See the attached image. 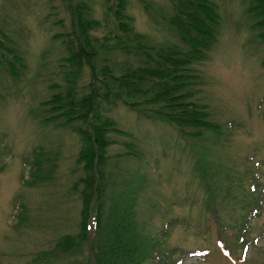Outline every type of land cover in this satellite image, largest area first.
<instances>
[{"label": "rangeland", "instance_id": "obj_1", "mask_svg": "<svg viewBox=\"0 0 264 264\" xmlns=\"http://www.w3.org/2000/svg\"><path fill=\"white\" fill-rule=\"evenodd\" d=\"M88 1L94 9L93 17L110 26L111 19L104 16V0ZM150 1L164 8L167 5L166 0ZM216 1L220 15L218 41L196 68L202 81L199 99L208 105L212 120L221 129L219 134L210 136L207 132L195 140L183 138L173 125L141 117L124 105L105 107L121 129L132 133L138 145L140 157L121 158L116 163L112 159L109 165L113 170L124 169L123 173H137L142 182V205L153 211L138 206V221L161 241L164 251L159 250V264H175L177 257L181 264H233L222 255L216 231L208 229L212 213L197 197L204 194L193 174L197 155L205 164L213 161L215 169L233 175L237 182L232 192L239 198L236 201L230 197L215 222L221 227V238L231 235L227 240L235 246L236 264H264V49L249 27L243 0ZM66 3L0 0V264H44L43 259L34 258L36 254L51 249L62 234L79 231L82 202L78 192L71 189L81 173L75 161L79 138L67 127L54 129L53 123L44 124L35 117L39 103L62 84L65 50L54 35L71 29ZM129 13L136 30L152 40L177 41L166 24H155L149 18L138 0H131ZM104 32L106 28L101 27L92 33ZM12 50H17L23 60L16 79L5 65L13 56ZM88 79L85 67L80 85ZM112 139L115 142L109 152H123L126 137L114 133ZM38 144L45 150H59L52 185L29 183L30 153ZM247 196L260 199L258 213L250 220L247 215L251 227L237 237L233 234L241 230V226L234 228L243 216L240 201ZM152 202L155 207L149 205ZM174 217L180 220L165 229L166 220ZM176 247L179 249L173 250ZM198 247L206 249H194ZM180 248L185 250L182 255ZM202 251L199 260L186 253Z\"/></svg>", "mask_w": 264, "mask_h": 264}, {"label": "trees", "instance_id": "obj_2", "mask_svg": "<svg viewBox=\"0 0 264 264\" xmlns=\"http://www.w3.org/2000/svg\"><path fill=\"white\" fill-rule=\"evenodd\" d=\"M63 1L71 16V29L54 35L61 39L65 50L62 84L39 103L35 117L41 123H53L54 129L67 127L79 138L75 161L81 173L71 189L78 192L82 216L77 233L62 234L51 249L40 251L34 258L43 259L44 264H159V250L164 251L161 241L138 221V206L143 211H153L142 205V182L137 173L124 175V169L113 170L109 165L112 159L116 163L121 158L140 157L138 145L132 133L121 129L105 107L124 105L141 117L173 125L183 138L195 140L207 132L210 136L219 134L221 129L212 120L208 105L199 99L202 81L196 68L218 41L219 4L216 0H166L164 8L150 0H138L155 24H166L177 38L158 42L134 27L129 13L131 0H104V16L111 19L110 26L93 17L94 9L88 0ZM243 4L253 36L264 49V0H243ZM101 27L106 28L102 35L92 33ZM16 51L12 50L13 56L5 64L14 79L23 62ZM85 67L89 79L80 85ZM114 133L126 137L125 150L111 154ZM30 155L29 183L54 184L59 150L52 152L38 144ZM194 162L193 174L204 192L197 195L198 200L213 216L208 229L216 231L222 255L236 264L235 246L227 240L231 235L221 238V227L215 222L228 199L239 198L238 193L232 192L237 182L233 175L215 169L213 161L205 164L197 155ZM199 164L202 167L196 168ZM259 201L252 196L240 201L243 216L234 228L241 226V230L231 232L233 235L243 236L250 229L247 215L249 220L256 216ZM149 205L155 207L153 202ZM168 220L165 229L180 219ZM176 249L179 248L173 250ZM180 249V255L185 253ZM186 253L199 260L204 251ZM174 263L181 264V258L177 257Z\"/></svg>", "mask_w": 264, "mask_h": 264}]
</instances>
